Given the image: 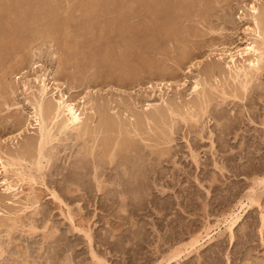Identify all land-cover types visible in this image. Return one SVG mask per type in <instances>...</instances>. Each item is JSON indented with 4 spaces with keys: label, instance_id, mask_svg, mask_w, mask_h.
<instances>
[{
    "label": "rangeland",
    "instance_id": "obj_1",
    "mask_svg": "<svg viewBox=\"0 0 264 264\" xmlns=\"http://www.w3.org/2000/svg\"><path fill=\"white\" fill-rule=\"evenodd\" d=\"M19 1L0 0V18H5L2 21L0 19L2 29L5 28L4 30L10 31L11 26L16 24L12 13L18 7ZM89 1H92L93 3H91L96 7L92 10V12L96 11L93 14L91 11L90 14L83 12L82 9H84L85 5L83 3L86 0H45L43 2L51 4L48 7L49 11L46 9V12H50L53 9L58 10L56 13L60 23L62 21L69 24L70 21L69 25L72 26H70L72 28L70 32L72 31L74 34L78 33L75 39L78 45H85V42H87L88 45H92L96 53L107 51L106 53H109L110 56L107 66L112 64L113 68L99 69V66L97 67L96 64L90 67L83 59L82 63L77 66L78 61L75 60L76 51H70L66 47L65 50L69 52L63 51L62 40L65 37L62 35V37L53 35L51 36L53 39L50 36V39L49 37H40L39 33L41 30H44L51 24V18L50 16H44L43 18L39 10L35 8L33 12L34 8H31L32 13H29V16H32L31 18L36 22L27 26L30 29L26 28L27 31L25 29V33L22 30L21 34H16L18 33L16 32L14 35L22 46L16 47L17 50L11 49L13 51L10 50L7 56L4 54L6 58L3 54H0V157L4 152L5 154L3 155L14 152L19 153L22 149L26 148L27 141L36 136L35 128L28 125L30 123L28 121L30 107L27 102L30 100V96L23 89V83L29 81V87L34 91L36 90V85L33 83L35 74L42 75L41 73H43L44 75L45 73V76L47 75L50 80L53 79L52 81L55 80V84L57 85H61L63 82L64 85L61 88L63 93H66L68 96L70 94L72 99L76 98L77 100L89 93L88 96H92V100H97L98 104H102L101 102L104 103L105 101V105L116 108L114 110L117 113L119 112L118 114H121L122 117L123 115H128V112L124 111L127 114L123 112V110H126L124 108L125 105H128L129 108L134 105L132 109L141 110L148 103L159 104L160 95H164L166 101L173 102L178 106L186 105L187 102L193 101L195 96L189 93H191L194 79L200 76L208 78L209 68L215 63V65L219 64L218 66L226 74L228 71L226 62L228 63L229 61L228 59L226 60L227 57L225 56L227 55H222L221 59L220 54L227 53V50L233 53L234 50L236 51L238 48H241L245 43L244 41L248 39L247 33L244 30L248 26H251V24L248 16H246V9L255 0H224L223 2L220 1V3L218 2L219 0H192L194 2L193 9H195L186 8V13L182 7H180L182 12L179 7L180 10L176 7L178 3L171 5L172 7H176L177 11L174 10L176 8L170 9V0ZM199 1L202 3H198ZM108 2L111 4L109 5ZM205 2H208L207 5ZM127 4L128 6H126ZM205 5L208 6V11ZM11 7L13 8L11 9ZM105 7L109 8L106 10ZM204 8L207 11L206 15L204 14ZM38 12L39 14H37ZM124 13L127 14L125 15ZM36 14L40 16L37 17ZM201 15H205L206 17ZM202 17H205V19ZM105 22H108L106 23L107 26ZM7 23L8 25H6ZM124 23L127 24L126 27L129 25L128 28L133 29L131 30L133 32L130 31V35L128 36L134 35L131 38L128 37L131 40L130 42H126V44L129 43L127 46L123 45L126 50L122 46L123 43L120 44V37V40L118 39V43L116 44L115 38L117 39L119 34L117 32L115 34V32L113 33L109 29L111 24L125 27ZM97 25L99 27L104 25L105 33H98L99 29ZM160 28L163 33L158 31ZM210 29L215 32L213 33ZM170 32L172 35L177 33L175 35L177 38L174 39L175 37L173 36L172 39L169 36ZM132 33L133 35H131ZM19 35L20 37H18ZM98 35H100V42L101 39L104 41L101 42V44L104 43L102 44L103 47L107 46L109 48L105 47V50L102 45L99 46L100 44L94 45L95 43H99H93L98 38ZM58 40H61V42ZM130 43L131 46H129ZM5 44L6 42L3 45L0 44V47ZM127 47L129 49L131 47L134 48L135 55L132 54L134 56L130 55L131 53L129 54L130 51L127 52L129 50ZM64 52L67 54H64ZM121 52L124 55L132 57L125 56L127 60L122 59L120 62H116L120 60V58H117ZM47 54L50 55L48 56ZM117 55L119 56L117 57ZM1 56L4 58H1ZM134 57L137 58L135 59ZM79 60L81 61V58ZM123 61H127L128 63H124ZM85 63L88 68L85 67ZM196 63L200 64H198L199 67ZM36 66L37 70L33 72ZM26 78L27 80H25ZM211 79L210 82L212 84L214 82L213 85L215 86V81L213 78ZM220 80L221 78L218 82ZM260 80L263 87L262 85L258 88L254 86L253 89H255L243 101L234 100V103H232L233 99L232 101L231 99L223 101L219 94H216L217 96L214 94L215 98L219 97L217 100L214 98V101L218 104L212 102V106H210L211 111H209L210 115H206L208 118H203V120L205 119L204 121L201 120L203 122L201 127H199V124L194 127L190 123L185 125L176 121L173 130L174 135L172 134L171 136L173 141L170 145L172 148L170 159L167 161V158L165 160L162 158L164 161L161 159L158 163V159L151 156L154 160L157 159L154 161L155 163H152V161L150 164L155 166L158 164L156 171L158 176L161 174V179L157 180L153 185L148 184L151 187L152 196L150 195L148 197L149 200L146 202L136 203L137 205L135 203H130V205L128 202L125 206L121 205L119 198L113 199L110 196V194L112 195V190H114L113 193L116 192L114 186L106 187L108 188L106 190L111 192L106 193L104 191L100 193V197L98 194L92 202H86L81 197H78L80 194L84 195V193H67L69 192V187L71 190L76 189V187H74L75 185L73 186L71 177H64H68V172H73L75 167L83 165L84 162V165L87 166H83L88 168L87 176L83 180L84 186L86 185L85 187L88 189H94L89 173L93 160L89 158L88 161L87 158H82V161L87 159L88 163L86 161L78 162L80 161L78 158L81 156L78 153L79 151L81 153V150H79L81 145L79 142L76 145L75 142H72L74 140L63 142L57 146L55 151H53L55 154H52V158L53 156L55 157L52 159L53 162H51V164H54L52 166L53 169L49 167L44 172V181L37 180V184H31L33 187L26 183L22 184L19 190H23L24 192L22 191V194L18 198L8 196L4 192V184L2 182L3 180H7L8 177L10 182L15 181L16 178L10 172L5 176L0 169V222L2 221L1 223L4 224L3 227H0V245L3 249L2 251L0 248V252H2L0 264L101 263L93 260V258L91 259L88 243L85 241L84 234L79 229L86 231L90 229V234L93 237L92 249L100 258L103 257L102 259L107 264H158L171 250L186 243L190 237V233H203V230L209 226L213 227V231L209 235L210 239H204L202 242L203 246L198 252H192L187 258L183 257V261L180 259L179 262L172 261L166 264H264V220H261L264 217V190L262 187H254L253 181L254 179L264 178V75H262V78L260 77ZM52 81L51 83H53ZM160 81L165 85H161L159 88L154 85V89L150 88L152 84ZM69 87H72L70 92ZM218 90H220L219 87ZM122 103L125 105L122 106ZM224 108L226 109L225 111ZM203 124L206 127H203ZM202 127L204 128L203 130H201ZM200 132L202 137H199V134H197ZM223 132L227 134L224 135ZM140 146L142 147V145ZM191 150H193L197 162H193ZM145 152L148 153V150L146 149ZM195 163L197 164L195 165ZM10 176L12 177L10 178ZM72 176L74 179V175ZM252 187L257 193L259 192V207L255 205L243 207L240 210L241 217L232 228L231 234L225 230L227 224H221L220 228L216 229V225L222 223L225 216L232 210H235L237 203L240 200H245V197L251 191L249 189ZM141 189L140 192L145 193L144 187ZM52 190H55L60 200L56 201L52 197ZM30 192L33 195L28 200L26 199V195L30 194ZM105 194L106 196H104ZM76 195L78 196L76 197ZM109 196L110 200H107L105 197L109 198ZM35 199L37 204L32 205L31 208V203L36 202ZM61 199L63 200L61 201ZM64 203L67 207H65ZM134 208L136 209L133 210ZM138 208L143 210H138ZM69 211L73 215L72 222L68 218L67 213ZM8 218H11L14 222L17 220L14 224ZM8 224L11 228L8 226L7 229L5 225ZM9 228L15 229L9 231ZM31 229L35 230L34 233ZM52 232H54L52 234L53 237H50V233ZM121 236L129 238L131 242L129 241L127 244L128 239L126 238V240L123 237L125 241L123 240L124 244L122 247L125 248L120 251L121 248L119 246L116 248L117 245L114 244L118 242L116 240L122 238ZM62 237L65 238L62 239ZM102 239L109 242L106 243L109 245L106 246V241H104L103 246ZM112 248L117 251L114 252ZM20 260L23 261L21 262Z\"/></svg>",
    "mask_w": 264,
    "mask_h": 264
},
{
    "label": "bare ground",
    "instance_id": "obj_2",
    "mask_svg": "<svg viewBox=\"0 0 264 264\" xmlns=\"http://www.w3.org/2000/svg\"><path fill=\"white\" fill-rule=\"evenodd\" d=\"M43 1H45V0H20L18 2L19 3L18 7L16 9H14L13 13H12V15L14 16V22L16 24L11 26L10 31H6L7 29L4 30L5 28H3V29L1 28L2 27V25H1L2 22L1 21H2V19H5V18H0L1 19V21H0L1 22L0 23V44L3 45V43L6 42V44L4 46L0 47V54L1 55L5 54L7 56V53L11 49L17 50L16 47L22 46L20 44V42H18L19 41L18 38L16 36H14V35H15L16 32H18L16 34H21L22 30L25 33L24 30L27 28V26H29L33 22L34 23L36 22L33 18H31L32 16L31 17L29 16V13H32L30 9L34 8V10H33V12H34L35 8H36L37 10H39V12L41 13L40 15L43 16V18H44V16L45 17L50 16V18H51V24L49 25V27H46V28L44 27L45 29L41 30V32L39 33L40 37L41 36H44V37H49L50 36L51 37L53 35L60 36V37H62V36L65 37V39L63 38L64 40H62L63 46H64V47H62L63 51H66L65 47H66V49L68 48V50H70V51H76V55L75 54L74 55L76 57L75 60L78 61V62L76 61L78 63L77 66H79L82 63V59H83L88 64V66H90V67L91 66L93 67L96 64L97 67L99 66V69L107 68V67H111V69L113 68L111 66L112 64L107 66V64H109V60H110L109 53H106L107 51H104L103 53H96V52H94V49L92 48V45L91 44H90L91 46L88 45L87 42H85V45H83V44L78 45L76 43V41H75L76 34H78V33L74 34L72 31L70 32V29H72V28H70L71 25H69L70 21H69V24H67L68 22H62V21L60 23V21L57 19V13H56V11H58V10L53 9L50 12H46L49 9L48 7L51 6V4L49 5V3H47V2L44 3ZM94 1H96V0H94ZM111 1L112 0H110L109 2H111ZM193 1L192 0H170V9L173 10V8L182 7L184 9V12H185L186 8H191L192 10H194L195 8L193 9V6H194V2ZM220 1L223 2L224 0H219L218 2L220 3ZM91 2L89 0H86V2L83 3V4H85L84 5V9H82L83 12H85V13L88 12L90 14V11L92 12V10L96 8L94 6V4H92L93 2L92 3ZM109 2H108V4L110 5L111 3H109ZM200 2L201 1H199L198 3H200ZM215 2H217V1H215ZM173 3H175V5L178 3L179 6L176 5V7H172L171 5ZM207 3H206V5H207ZM108 4H106V5L109 6ZM215 4H217V3H215ZM195 5H196V3H195ZM126 6H128V4ZM203 6H204V4H203ZM210 6H209V8H210ZM12 8L13 7H11V9ZM105 8H104V10H105ZM107 8H109V7H107ZM107 8H106V10H107ZM111 8H112V6H111ZM177 8L174 9V10L177 11ZM206 8H207V11H208L209 10L208 6H206ZM28 9H29V12H28ZM123 10H122V12H124ZM172 10H171V12H172ZM204 10H205V8H204ZM246 10H247V15L246 16H248L250 24H251V26H248L246 28V30H244L247 33V35L246 34L245 35L248 36V39H246L244 41L245 43H244V45L241 48H238L236 51L234 50L233 53L229 52L230 50H227L229 53L226 51L227 53L220 54L221 59L223 57L222 55H224V56L227 55L225 57H227L226 60L228 59V61H229L228 63L226 62L227 69H228V71H227L228 74H227V72L225 74L224 70L220 66H218L219 65L218 63H217L218 65H215L216 64L215 63L214 65H212V67L209 65L211 68L208 67L210 69V72H208L209 73V77L206 76L208 78H202L203 76L202 77L200 76V77H197L196 79H194L195 81L193 83V86L191 87V93H189V94L194 95L195 99L193 101L190 100L191 102H189V103L187 102L186 105H184V104L181 105V106L175 105L173 102L166 101L164 99L165 98L164 95H160V103H159L160 105L157 104L158 105L157 106V105H155L153 103L152 104L148 103L146 106L142 107L141 110L140 109L138 110V109H135V108L132 109V107L134 105H132V106L129 105V106H131V108H129L128 105H125L124 103H122L123 104L122 106L125 105L124 108L126 109V110H123V112L124 111L128 112V115H123V117H122L121 114H118L119 112L117 113L114 110L116 108H114V107L111 108V106L105 105L106 104L105 101H104V103L101 102L102 104H98L97 100H92L91 99L92 96L91 97L88 96L89 93H87V94L85 93L86 94L85 97H82V98L78 97L79 99H77V100H76V98L72 99V97H70V94L68 96L66 93H63V91L61 89L62 86L64 85L63 82H62L61 85H57V84H55V80L54 81H52L53 79L50 80V78L47 75L45 76V73H44V75H43V73H41L42 75H38V74L36 75L35 74V78L33 79V83L36 85V90L35 91L31 87H29V85H30V84H28L29 81L28 82L27 81L24 82L23 83V89L27 93V95L30 96V98H29L30 100L28 101V99H27V101H28L27 103H28V105L30 107V110L29 111L27 110L29 112V113L27 112L28 113V121L30 122L28 125L32 126V128H35L34 130H36V132H35L36 136H35V138H33V139L31 138V140L27 141L26 148L24 147L25 149L24 150L22 149V151H20L19 153H15L14 152L12 154L9 153V154L3 155V154H5V152L4 153L1 152L2 155H3V157H2V155L0 157V169H1V171L5 174V176H6V174H8L10 172L12 174V176L16 178V180L12 181V182H10L9 177H8L7 180H3L2 179L3 180L2 182L4 184V192L8 196H10L12 198H16V197L18 198L19 195L22 194V191H23V190H19L21 188L22 184L26 183V184H29V186L33 187L31 184H37V180L44 181V179H45L44 172L49 167L51 169V167L54 166V164H51V162H53L52 159L55 158L54 156L52 158V154L53 155L55 154V153H53V151H55L57 146L61 145L63 142L74 140L72 142H75L76 145L79 144V143L81 145V146L78 145V146H80L79 150H81V153H80V151L78 152L81 155L80 156L81 158L78 156L80 159L78 157L77 158L80 161H78V160L77 161L81 163V162L86 161L87 159L89 161V158H91V160H93L92 163H91V166H90L91 169H90L89 173H90V177L92 178L91 181H93L94 189L93 188H89L88 189V188L85 187L86 185L84 186L85 183H83L84 182L83 180L87 176V173H88V168L84 167V166H87V165H84L85 164V162H84V164H83L84 166L83 165H79V167H77V168L75 167L73 172H71V171L68 172V175H69L68 177H64V178L71 177V180H73L72 181L73 182V186L75 185L74 187H76V189H74V190H71V188L69 187V189H68L69 192L66 191L67 193H70V194L84 193V195L80 194L79 196L76 195V197L77 196L81 197L86 202H92V200L95 197H97L98 194H99V197H100V195H101L100 193H103L104 191H106V193L108 192L107 191L108 188H106V187L114 186V188L116 190V192H114L115 195L113 193L114 190H112V195L110 194V196H112L111 198H113V199L116 198V197L119 198V201H120L121 205H123V206L127 205L126 203H128V202H129L128 204H130V203L131 204L132 203L136 204V203H139V202L148 201L149 200L148 197H150V195L152 194L151 193V189H150L151 187L148 186V184H150V185L152 184L153 185V184L156 183L157 180L161 179V174H160V176H158L157 175V171H156V166L158 164L155 166V165L150 164V162L153 161L152 163H155L154 161L158 159V163H159V161L162 158L164 160L167 158V161L170 159V154H171V151H172V148H171L170 145H171V143L173 141L172 140L173 138L171 136L173 134V130L175 128L174 126L176 124V121L181 122L182 124H185V125H188L190 123L194 127L199 124L200 125L199 127H201L202 123H203L201 120H203V118H205L206 115H208L210 113L209 111H211V109H210L211 107L210 106H212V102L214 104H218L214 100L215 99L217 100L219 97L215 98L214 94L215 95L219 94L220 97L222 98L221 100H223V101H225L227 99H229V100L231 99V101H232V99H233L232 103H234V100L243 101L245 98H247L250 95L251 91L255 89V88L253 89L254 86H257V88H258V87H260L262 85L260 77L262 78V75H264L263 74L264 73V1L257 0V2H256V0H255L252 4H250L247 7ZM180 11L182 12V9ZM180 11H179V14H180ZM207 11L205 10V13H204L205 15H206ZM5 12H6V10H5ZM39 12L37 14H39ZM95 12H92V14L95 13ZM98 12H100V11H98ZM48 13H49V15H48ZM174 13H176V12H174ZM37 14H36V16H37ZM118 14H119V12H118ZM176 14H178V13H176ZM202 14H203V11H202ZM40 15H38V16H40ZM205 15H201V16H205ZM34 16H35V14H34ZM197 17H200V16H197ZM205 17H202V18L205 19ZM34 18H36V17H34ZM104 18H106V17H104ZM194 18H196V17H194ZM202 18H201V20H202ZM245 18H247V17H245ZM38 19H36V20H38ZM92 19H93V17H92ZM124 19H125V17H124ZM197 20H198V18H197ZM6 21H7V19H6ZM122 21H123V19H122ZM190 22H191V20H190ZM38 23H39V21H38ZM106 23H108V22H105V25H106ZM6 25H8V23ZM98 25H97V27L99 29L98 33L99 32H100V34L101 33H105V31H104L105 27H103L104 25H102L101 27H99ZM126 26H127V24H125V27L120 26V25H116V24H111L110 27H109V29H111V31L113 33L115 32V34H116V32H117V34H119L118 38L117 39L115 38V40L117 41L119 39V37H120L121 40L120 39L119 40L121 41L120 44L123 43L122 46L123 45L127 46V44H129V43L126 44V42H130V40H131V39H128V37H130L128 35H130L129 34L130 31L133 30V29L132 28L131 29L128 28L129 25H128V27H126ZM131 27H132V25H131ZM27 29H26V31H27ZM114 30H116V31H114ZM160 30H161V28H160ZM160 30H158V31L163 33L162 30L161 31ZM175 31H177V30H175ZM211 31L213 32V30H211ZM106 32H107V30H106ZM131 32H133V31H131ZM39 35H37V36H39ZM131 35H133V33ZM175 35H172V33L170 32L169 36L172 37V39H173V36L175 37ZM99 36L100 35L97 36L99 39L97 38L96 41H93V43L94 42H99V43L98 44L95 43L94 45H99L100 44L99 46H101L102 44H104V43L101 44V42H104V41H102V39H101V42H100V37ZM133 36H131V37H133ZM18 37H20V35ZM50 37H49V39H50ZM102 38H104V37H102ZM176 38L177 37H175L174 39H176ZM109 39L111 40V38H109ZM56 40H57V38H56ZM58 41L61 42V40H58ZM174 41H176V40H174ZM117 43H118V41L116 42V44ZM134 43H136V42L134 41ZM48 45H49V43H48ZM108 46H109V44H108ZM118 46H119V44H118ZM129 46H131V43H130ZM102 47H103V45H102ZM105 47H107V46H105ZM105 47H103V48L106 50ZM136 47H138V46H136ZM107 48H109V47H107ZM123 48H124V46H123ZM13 50H11V51H13ZM77 50L79 51V53H78ZM134 51L135 50L132 47L129 50H127V52H129V54L131 53L130 55H132V54L135 55ZM66 52H69V51H66ZM64 54H67V53L64 52ZM126 54H128V53H126ZM47 55L49 56L50 54H47ZM130 55L127 56V55L122 54V52H121L120 56L117 55V57L118 56L119 57L118 58L116 57L117 59L120 58V60L116 61V59H115V61L116 62H120L122 59L123 60L126 59L125 56L130 57ZM134 55H132V56H134ZM6 56H5V58H6ZM10 56H11V54H10ZM53 56H51V57H53ZM2 57L3 56H1V58ZM71 57H72V55H71ZM72 58H74V57H72ZM79 58H81V61L79 60ZM19 61H20V59H19ZM126 62L127 61H125L124 63H126ZM19 63H21V62H19ZM86 63H85V65H86ZM198 64H197V66L199 67L200 64L199 65ZM32 65H34V63H32ZM32 65H31V67L33 69ZM38 67H40V66H38ZM85 67L88 68L87 65ZM73 69H74V67H73ZM205 69H204V72H205ZM35 70H37V66H36V69H34L33 72H35ZM56 70H58V69H56ZM204 72H202V73H204ZM78 73H80V72H78ZM107 73H109V72H107ZM208 73H206V74H208ZM135 74H137V73H135ZM76 75H77V73H76ZM211 78H213V80L215 81V83H216L215 86L213 85L214 82H213V84L210 82L212 80ZM218 78L219 79L221 78V80L219 82H218V80H219ZM25 80H27V78ZM51 81L53 83H51ZM35 85H34V87H35ZM154 85L157 88H159L161 85L164 86L165 84H162V81L155 82L154 84H152L150 86V88L154 89V87H155ZM170 87H171V83H170ZM218 87H219L220 90H218ZM262 87H263V85H262ZM65 89H66V87H65ZM167 89H168V87H167ZM70 90H72V87L69 89V92H70ZM258 90H260V89H258ZM258 92L260 93V91H258ZM259 93H258V95H259ZM87 97H88V99H87ZM192 99H193V97H192ZM168 102H170V103H168ZM3 103H5V102H3ZM221 103H219V104L221 105ZM229 103H230V101H229ZM225 105H226V103H225ZM160 106H162V107H160ZM218 107H219V105H218ZM213 110H215V109L213 108ZM222 110H221V112H222ZM225 110L226 109L224 108V111ZM125 114H127V113H125ZM206 118H208V117H206ZM14 119H16V118H14ZM203 127H206V126L203 124ZM203 127H202L201 130L204 129ZM227 127H228V125H227ZM189 133H190V131H189ZM223 133H224V135L227 134L225 132H223ZM197 134H199V137L201 136L200 135L201 132L197 133ZM148 143H151V144H148ZM140 145H142L143 148ZM146 149L148 150V153L145 152ZM151 156H154L157 159L154 160L153 158H151ZM191 157H192L193 162H197L196 161V156L194 155L193 150H191ZM82 158L83 159L87 158V159L82 161L83 160ZM88 161H86V162L88 163ZM196 164L197 163H195V165ZM71 165H73V164H71ZM50 169H49V171H50ZM52 169H53V167H52ZM66 172H67V170H66ZM48 175H50V174H48ZM72 175H74V179H75L76 176L78 178L76 177V179L74 180L72 178L73 177ZM12 176H10V178ZM11 180H13V179H11ZM108 181H110V182H108ZM253 181H254V187H258V188L262 187L263 190H264V178L254 179ZM106 183H108V184H106ZM65 184H66V182H65ZM71 184L72 183L70 182V185ZM142 187H144L143 190H145V193L144 192H140V190H142L141 189ZM114 188H112V189H114ZM249 190H251V191H250L249 195H247L245 197V200H240L237 203V205L235 206V210H232L229 214H227L225 216L224 220L222 221V223H219V224L216 225V227H215L216 229L220 228L221 224H227L225 230L228 231L231 234L232 228L235 226V224L237 223V221L241 217L240 210H242L243 207H250V206H253V205L259 207V205H258V201H259L258 193L259 192L257 193L256 190H254L253 187L250 188ZM20 191H21V193H19ZM109 192H111V191H109ZM51 194H52V197H54L56 201L60 200L59 196L56 195L55 190ZM261 194H262V192H261ZM31 195H33V194H31V192H30V194H27L26 195V199L30 200L31 199ZM104 196H106V194ZM107 196H108V194H107ZM110 196H109V198L108 197H105V198H107V200H110ZM29 197H30V199H29ZM73 197H71V198H73ZM32 198H34V197H32ZM62 200L63 199H61V201ZM35 201H36V199H35ZM112 201H114V200H112ZM35 204H37V201L36 202H32L31 206L30 205L29 206L32 208V205H35ZM61 204H63V203H61ZM64 205H65V203H64ZM123 206H121V207H123ZM65 207H67V206L65 205ZM136 208H137V206H136ZM136 208H134L133 210H135ZM139 208H140V206H139ZM139 208H138V210H141ZM23 209H26V208H23ZM62 212H64V211H62ZM20 213H22V212H20ZM12 214H15V213H12ZM67 214L69 216L68 217L69 220L72 222V220H73L72 219L73 215H71L72 213H70V211H69ZM11 218H8V219L11 221L12 220ZM65 218H66V216H65ZM78 218H79V216H78ZM14 219H16V218H14ZM16 220H15V222H16ZM261 220H264V217H262ZM1 222H0V227H3L4 224H2ZM15 222H14V224H15ZM44 222H45V220H44ZM86 222H88V221H86ZM5 226L7 228L9 226V224L5 225ZM44 226H45V223H44ZM10 228H9V231L15 229V228L10 229ZM32 228H33V226H32ZM77 228L79 229L78 226H77ZM85 228H86V226H85ZM212 228L210 226L206 227L203 230V233H199V234H197V233L196 234H191L190 233V235H189L190 237H189V239H188V241L186 243L180 245L179 247L176 246L177 248L171 250L170 253L165 258H163L162 261L160 263H158V264H166V263H169V262H172V261L179 262L180 259H182L183 257L187 258V256H189L192 252H195V251L198 252V250L203 246L202 242L204 241V239L205 238H209L210 233L213 231ZM89 230L86 231V230L79 229V231H81L84 234V237L86 239L85 241H87V243H88L87 245L89 246V249H90V252H91L90 253L91 254L90 255L91 259L93 258V260L97 261L98 263L101 262L103 264H107L102 259L103 257L100 258L95 253V251L92 249L93 237L90 234ZM31 231L34 233L35 230L31 229ZM53 233L54 232L50 233L51 234L50 237H53V235H52ZM121 237H119V238H121L120 240H116L118 242H116V243L114 242L115 243L114 245H117L116 248H118V246L121 248L120 251L123 250V248H125V247H122V245L124 244V241L127 238L125 236H121ZM123 237H125V239ZM64 238L62 237V239H64ZM105 239L101 240L103 246H104V241H106ZM127 239H128V242H127V244H128L129 241L131 242V240H129V238H127ZM133 239H134V237H133ZM135 241H136V239H135ZM106 243H109V242L106 241L105 244ZM135 243L137 244V242H135ZM107 245H109V244H106V246ZM0 248H1V245H0ZM113 250H114V252L117 251L116 249H113ZM2 251H3V249H2ZM1 253L2 252H0V255H2ZM20 261L22 262L23 260H20ZM182 261H183V259H182ZM101 263H99V264H101Z\"/></svg>",
    "mask_w": 264,
    "mask_h": 264
}]
</instances>
